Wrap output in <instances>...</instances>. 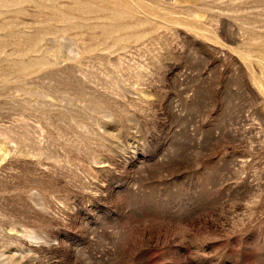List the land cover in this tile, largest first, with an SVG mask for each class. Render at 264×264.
<instances>
[{"label":"rangeland","instance_id":"374dc122","mask_svg":"<svg viewBox=\"0 0 264 264\" xmlns=\"http://www.w3.org/2000/svg\"><path fill=\"white\" fill-rule=\"evenodd\" d=\"M0 264H264V0H0Z\"/></svg>","mask_w":264,"mask_h":264}]
</instances>
